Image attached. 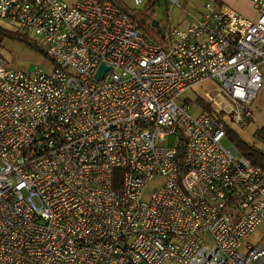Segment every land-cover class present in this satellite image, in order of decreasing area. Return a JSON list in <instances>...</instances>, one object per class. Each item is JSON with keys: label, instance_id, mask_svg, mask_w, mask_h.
Instances as JSON below:
<instances>
[{"label": "built area", "instance_id": "2783aa9c", "mask_svg": "<svg viewBox=\"0 0 264 264\" xmlns=\"http://www.w3.org/2000/svg\"><path fill=\"white\" fill-rule=\"evenodd\" d=\"M250 2L203 0L157 39L118 0H0L49 61L10 68L0 47V264H264V170L222 143L264 79Z\"/></svg>", "mask_w": 264, "mask_h": 264}, {"label": "crops", "instance_id": "0c3cea01", "mask_svg": "<svg viewBox=\"0 0 264 264\" xmlns=\"http://www.w3.org/2000/svg\"><path fill=\"white\" fill-rule=\"evenodd\" d=\"M202 2L203 0H176V2H172L169 4L168 2H166L167 6H170V8L175 5L181 4L179 5L180 6L179 8L181 9L182 14L181 16H179L178 14L176 15L167 14L168 18L166 17V21L164 22L165 28L168 26H171L172 23H175L176 26L185 27L189 23V21H191L192 19H194L195 17L199 15L201 8H202ZM219 2H222L228 5L233 10H235L236 12L246 17H249L252 19L255 18V12L252 9L250 0H219ZM145 5H149V4H145ZM151 9H153V7ZM156 22L158 24V20H156ZM1 23L2 22L0 21V24ZM144 32L148 33L146 31ZM150 35H153V34H150ZM2 44L10 45V46H13L15 48L22 50L25 54L31 56L34 61H38V60L42 61L41 59L44 60L41 54L36 52L32 47L23 44L22 42L13 41V40L4 38L1 41L0 46ZM45 61L46 63H49L48 60L45 59L44 63ZM195 85H205L207 87H210L211 82L205 81V82H202L200 84H195ZM252 108H253L252 117L246 123L234 124L232 122L225 120V125L231 128L243 141L254 145L255 147L262 150L264 153V79L262 81L261 87L257 91L256 97L253 101Z\"/></svg>", "mask_w": 264, "mask_h": 264}, {"label": "rangeland", "instance_id": "374dc122", "mask_svg": "<svg viewBox=\"0 0 264 264\" xmlns=\"http://www.w3.org/2000/svg\"><path fill=\"white\" fill-rule=\"evenodd\" d=\"M65 1L68 2V3H72L75 0H65ZM124 2L126 3L125 5L128 6L129 8L133 7L135 9H137V10L141 9V11H144L145 8H146L145 7L143 9V7L145 6L144 4L135 5L132 0H124ZM179 5H181V4L175 5V6H173V7L170 8V6H167V3L164 0H155L153 3L147 5V6L150 7V9L149 10L146 9L147 10L146 13L151 18V20L152 19L158 20V27L160 28V30L161 29L164 30L165 29L164 22L166 21V17L168 18L167 14H169V15L170 14H172V15L178 14L179 16H181L182 11L179 8L180 7ZM152 7H153V9H151ZM167 10H169V11H167ZM4 25H5V23H1L0 24V26H3V27H4ZM171 26H176V24L175 23H172ZM4 28L7 29V30H9L6 27H4ZM9 31L18 32V31H13V30H9ZM25 35L28 38H30L31 40L35 41L36 44L37 43L39 44L40 37H38V36H36V35H34L32 33H26ZM7 39H9V38H7ZM9 40L17 41L15 39H9ZM0 47H1V56L3 58V63L7 67H10V68H18V69L19 68H21V69H27L29 71L34 70L36 67H42L43 69H47L49 67V63H46V61L44 63V60L45 59L48 60V59L46 58L45 55H42L39 52L38 53L41 54V56L44 58V60L41 59L42 61H40V60L34 61L31 56L25 54L22 50H20L18 48H15L13 46L6 45V44L5 45L2 44ZM41 62H43V63H41ZM211 83L214 84L213 81H211ZM192 88H193L191 90L192 91V95L195 96L199 91H201L203 89H206L207 86H205V85H194V86H192ZM189 91L190 90L184 91L179 96V99H183V97H186V96L192 97V96H190L188 94ZM174 142H175L174 135L167 136V138H166V144L173 145ZM222 143L226 147H229V146L232 145L226 137H223L222 138ZM159 181L160 180L158 178H154V179L148 181L147 184H146V186H145L144 192H143V197H146L149 194L150 190L153 189L156 185H158ZM262 231H264V220L256 228V231L252 232L248 236V238L250 240L251 239H254Z\"/></svg>", "mask_w": 264, "mask_h": 264}, {"label": "trees", "instance_id": "16d2710c", "mask_svg": "<svg viewBox=\"0 0 264 264\" xmlns=\"http://www.w3.org/2000/svg\"><path fill=\"white\" fill-rule=\"evenodd\" d=\"M118 1L123 5V9L125 10V12H127L136 21L138 27H140L143 31L153 34L157 39L161 38L160 34L156 32L155 28L151 25V18L146 13V11L150 9L149 6L145 5L143 7V9L146 7L145 10L141 11V9L137 10L135 8H129L125 5L123 0ZM3 38L15 39L17 41H20L44 55L43 50L35 43V41L28 38L24 33L12 32L0 26V43ZM225 137L229 140V142L233 145V147L240 155L248 159L253 165L260 166L264 170V153L262 150L248 142L243 141L231 128L226 125ZM180 149L181 147L179 146V150Z\"/></svg>", "mask_w": 264, "mask_h": 264}, {"label": "water", "instance_id": "95a60500", "mask_svg": "<svg viewBox=\"0 0 264 264\" xmlns=\"http://www.w3.org/2000/svg\"><path fill=\"white\" fill-rule=\"evenodd\" d=\"M151 25H152L154 28H156V31H157L158 33H160V35L162 36V32H161L160 28L158 27V24H157V22H156L155 19H152V20H151ZM104 69H105V67L101 64V65L99 66L98 70L96 71V73L94 74V76H95L96 78H98L100 72L103 71ZM231 147L234 148L233 146H231Z\"/></svg>", "mask_w": 264, "mask_h": 264}]
</instances>
